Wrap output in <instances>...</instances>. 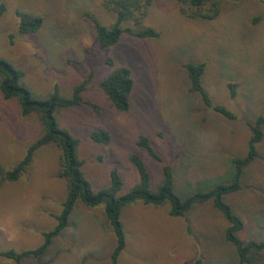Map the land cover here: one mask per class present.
<instances>
[{
  "label": "rangeland",
  "instance_id": "374dc122",
  "mask_svg": "<svg viewBox=\"0 0 264 264\" xmlns=\"http://www.w3.org/2000/svg\"><path fill=\"white\" fill-rule=\"evenodd\" d=\"M0 58L24 72L22 85L44 98L57 87L70 96L82 85V101L61 111L60 128L80 141L82 171L94 186L106 185L112 167L123 178V192L137 181L128 161L132 153L146 163L153 181L162 164L177 170L178 185L223 175L227 160L246 152L247 124L264 117V0L224 3L213 21H191L166 0H154L145 25L158 38L124 36L112 49L94 42L85 14L103 24L111 18L99 0H0ZM20 13L43 18L39 31L19 35ZM94 17V16H93ZM258 18L256 24L253 19ZM130 69L134 91L129 110H110L98 89L110 69L105 59ZM203 63L202 84L213 104L226 107L230 120L206 109L191 93L185 64ZM229 85H236L230 96ZM95 106V108H93ZM105 127L111 142L90 143L92 129ZM38 117H22L14 100L0 94V165L11 169L40 134ZM146 136L161 163L136 146ZM260 160L245 173L243 188L228 198L245 225L244 238L264 241V202L254 193L264 188V140ZM60 151L54 145L38 149L30 169L15 183L0 188V251L34 249L41 234L55 226L65 182L56 176ZM188 158V159H186ZM168 207L140 203L126 207L121 219L127 245L118 264H238L233 247L223 237L226 223L210 205L197 206L186 218L168 215ZM114 240L102 207L78 205L69 228L55 239L48 253L22 264H110ZM0 264H14L0 259Z\"/></svg>",
  "mask_w": 264,
  "mask_h": 264
},
{
  "label": "trees",
  "instance_id": "16d2710c",
  "mask_svg": "<svg viewBox=\"0 0 264 264\" xmlns=\"http://www.w3.org/2000/svg\"><path fill=\"white\" fill-rule=\"evenodd\" d=\"M182 15L191 21L210 22L215 20L224 8V3L241 0H166ZM154 0H99V8L111 18L110 24H103L95 15L85 14L91 23L95 45L101 51L115 47L124 36L135 40H152L159 34L145 25ZM5 12L4 3H0V17ZM17 31L19 35H33L42 26L43 18L36 14L20 13ZM259 19H253L256 24ZM110 69L98 84V89L105 98L107 107L118 113L129 110L134 91V78L129 68L116 66L110 58L105 59ZM203 63L185 64V74L189 90L199 96L203 106L227 119L235 116L224 106L213 104L202 84ZM24 72L14 68L9 62L0 58V94L4 100H14L22 117L36 115L40 126L39 136L26 148L23 158L11 169L5 170L0 165V188L5 183H15L30 169L36 151L47 145H54L61 155L56 176L65 182V198L61 211L54 216L55 226L41 234L42 242L30 250L0 251V259L14 264L24 260H38L52 248V244L69 228L72 212L80 204L85 208L102 207L103 217L109 226L114 244L109 255L110 264H118L119 257L127 245V236L121 219L122 211L131 205L140 203L150 207H168V215L174 218H186L197 206L210 205L226 223L223 237L235 251L238 264H264V241L244 238L245 225L234 211L228 198L240 192L246 170L260 160L259 146L264 140V117L257 116L247 124L249 138L246 152L242 156L227 160L223 175L196 183L178 185L177 170L169 164H162L159 179L153 181L144 160L136 153L128 157L137 181L123 192L124 181L117 168L112 167L108 173L107 184L94 186L85 177L83 161L78 157L80 141L67 130L58 125V114L78 105L81 101L83 86H75L70 96L62 95L55 87L53 92L40 98L22 85ZM236 85H229L233 98ZM95 108V106H93ZM91 144L107 146L111 142L109 130L105 127L92 129L89 133ZM135 146L150 160L161 163L149 139L139 136ZM188 159V158H186ZM264 202V188L254 193ZM50 248V250H48Z\"/></svg>",
  "mask_w": 264,
  "mask_h": 264
}]
</instances>
